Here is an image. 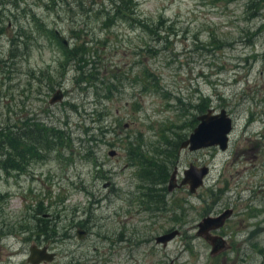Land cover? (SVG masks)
I'll return each instance as SVG.
<instances>
[{"label":"rangeland","instance_id":"1","mask_svg":"<svg viewBox=\"0 0 264 264\" xmlns=\"http://www.w3.org/2000/svg\"><path fill=\"white\" fill-rule=\"evenodd\" d=\"M51 2L0 0V264H32L38 243L57 248L47 264H264V0ZM208 109L233 121L227 150L173 149ZM150 158H171L164 185L142 181ZM190 165L203 186L168 193ZM226 210L211 256L197 225ZM71 223L90 234L66 238Z\"/></svg>","mask_w":264,"mask_h":264},{"label":"water","instance_id":"2","mask_svg":"<svg viewBox=\"0 0 264 264\" xmlns=\"http://www.w3.org/2000/svg\"><path fill=\"white\" fill-rule=\"evenodd\" d=\"M56 35L60 41L67 46V40L61 36L58 32ZM62 99L60 91L56 92L52 96V100L49 104H53L57 100ZM197 125L192 130V133L188 138L181 142L180 150H188L189 152H196L202 149L211 147H217L220 151H225L228 148L229 135L233 130V121L225 110H221L216 113L213 109H208L206 113H203L196 117ZM116 155L115 150L108 152L109 157ZM209 173V169L206 166L197 167L190 165L182 173V180L180 184H177V170L176 168L172 172L168 183L167 190L172 192L176 187L187 185L189 192L195 194L199 188L204 184V180ZM232 215L231 210H226L222 214L216 217L204 218L198 225L197 236L202 237L210 246V255L215 256L224 249H226L225 241L219 236H214L211 231H216L223 227L225 221ZM178 231H172L166 235L157 237L155 242L165 246L168 242L174 239L178 235ZM78 238L82 239V235L78 233ZM52 254H47L45 249H36L33 247L30 249L29 262L32 264H38L42 261H50Z\"/></svg>","mask_w":264,"mask_h":264},{"label":"trees","instance_id":"3","mask_svg":"<svg viewBox=\"0 0 264 264\" xmlns=\"http://www.w3.org/2000/svg\"><path fill=\"white\" fill-rule=\"evenodd\" d=\"M118 1L120 3H123L124 6H128L130 9H131V7L133 8V6H134V5H131V4H130V6L129 5H125L124 0H118ZM45 5L48 6V4H45ZM53 6H55L54 0H52V2L49 3L48 8H51ZM117 12L122 14V11L120 9H117ZM73 52L77 54V48H75L73 50ZM73 56L77 57L78 54L77 55H73ZM78 69L80 70V68H78ZM196 122H197L196 120H192V123H191L192 128L194 127L193 125ZM41 126L36 127L35 124H34V127H33V135H35L34 141H35V143L43 142L45 144L48 131H50V130L49 129H44V127H41ZM99 130H100V132H102V131H104L106 129H105L104 126L95 129V131H99ZM92 131H93L92 129H86V132H85L87 136H90V137H88L87 147H89V139H91L90 133ZM175 142H176L175 145L172 147L173 149H176V148H178L180 146L179 142H177V141H175ZM132 149L135 150L136 147L133 146ZM88 154H90V153H88ZM35 155H37V153H35V146L33 145V157ZM168 164L169 165L171 164V158H169V159L166 158L165 161H163L162 159H158V158H150V159L142 160L141 165L143 166L142 167L143 168V174H142L141 178L144 177L143 176L144 173L147 175V177L143 178L144 180H142V179L141 180L144 181V183L149 185V186H157L159 184H165L166 180H167V177H168V169H167V165ZM144 183H142V184L144 185ZM149 191H150V189H149ZM163 191L165 192V189H163ZM150 192L152 193L154 191L151 190ZM159 192L161 193V191H159ZM151 193L149 194V198H151L153 196ZM159 195H161V194H159Z\"/></svg>","mask_w":264,"mask_h":264},{"label":"flooded vegetation","instance_id":"4","mask_svg":"<svg viewBox=\"0 0 264 264\" xmlns=\"http://www.w3.org/2000/svg\"><path fill=\"white\" fill-rule=\"evenodd\" d=\"M58 91H60L61 92V94H62V99H61V101L63 100V92L61 91V90H56V92H58ZM55 92V93H56ZM54 93V94H55ZM53 94V95H54ZM52 95V96H53ZM60 101V102H61ZM50 105H55V104H50ZM51 137H54V136H52L51 135ZM116 155H117V153H116ZM116 155L113 157V158H115L116 157ZM32 173V172H31ZM24 174V173H23ZM23 174H21V175H23ZM30 174V173H29ZM33 174V173H32ZM177 174H178V172H177ZM176 178H177V175H176ZM181 182V181H180ZM180 182L178 183L177 182V184L179 185L180 184ZM159 185H164V184H159ZM187 185H183V186H179V187H176L175 189H174V191L175 190H177V189H180V188H182V187H186ZM163 189H165L164 187H162V189L160 190L162 193L164 192L163 191ZM167 189V188H166ZM174 191H172V192H174ZM167 192H168V190H167ZM172 192H168V193H172ZM163 196L162 195H160L159 196V199H161ZM40 215H42V214H39V216ZM231 217V216H230ZM229 217V218H230ZM44 218H47V217H44ZM49 218H51V220L49 221V222H51V225H49V230H50V234H51V236L50 237H48V238H46V239H49V241L51 240V239H53V241L52 242H47V243H51V244H55L56 243V240L54 239L55 238V236H56V233H58V232H56V229L58 228L57 226H56V224H54V223H57V221H59V219H60V216L59 217H57V216H51V217H49ZM228 218V219H229ZM29 220V219H28ZM226 224V221H225V223H224V225ZM223 225V226H224ZM222 228V227H221ZM220 228V229H221ZM62 229L63 230H65V233H64V236H66V238H67V235L71 232V231H74V230H76L75 231V233L77 234V237H78V233H80L81 235H82V239L84 238V237H86V236H88L90 233H89V231L86 229V226L85 225H80V223H78V224H74V223H71L70 225H68V226H65V227H62ZM220 229H218V230H216V231H213V232H217V231H219ZM56 232V233H55ZM212 231H211V234L212 235H214V233H213ZM18 233H31V229H29V226L28 225H22L21 226V230H18ZM218 233V232H217ZM214 236H216V235H214ZM82 239H80V240H82ZM225 245H227V244H225ZM33 247H36V249H45L46 250V252H47V254H52V258H51V260L50 261H42V262H40V263H38V264H47V263H54V262H56L57 261V252H56V250H57V248H53V247H50L49 245H46V244H42L41 245V243H38V244H35V245H33L31 248H33ZM30 248V249H31ZM27 262H29V259L27 258ZM32 263V262H31Z\"/></svg>","mask_w":264,"mask_h":264},{"label":"bare ground","instance_id":"5","mask_svg":"<svg viewBox=\"0 0 264 264\" xmlns=\"http://www.w3.org/2000/svg\"><path fill=\"white\" fill-rule=\"evenodd\" d=\"M52 100V96H51V98H50V100L49 101H51ZM60 101L61 100H57V101H55L53 104H57V103H60ZM30 257V256H29ZM29 259V258H28Z\"/></svg>","mask_w":264,"mask_h":264}]
</instances>
